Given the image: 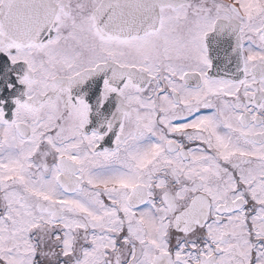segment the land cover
<instances>
[{
	"label": "snow or ice",
	"instance_id": "snow-or-ice-1",
	"mask_svg": "<svg viewBox=\"0 0 264 264\" xmlns=\"http://www.w3.org/2000/svg\"><path fill=\"white\" fill-rule=\"evenodd\" d=\"M0 264H264V0H0Z\"/></svg>",
	"mask_w": 264,
	"mask_h": 264
}]
</instances>
